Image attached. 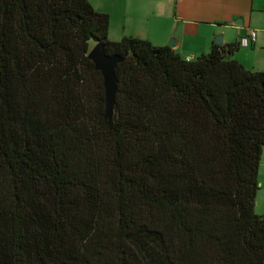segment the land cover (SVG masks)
<instances>
[{"label":"trees","instance_id":"obj_1","mask_svg":"<svg viewBox=\"0 0 264 264\" xmlns=\"http://www.w3.org/2000/svg\"><path fill=\"white\" fill-rule=\"evenodd\" d=\"M109 25L0 0V264H264V71ZM97 42L122 57L110 118Z\"/></svg>","mask_w":264,"mask_h":264},{"label":"crops","instance_id":"obj_2","mask_svg":"<svg viewBox=\"0 0 264 264\" xmlns=\"http://www.w3.org/2000/svg\"><path fill=\"white\" fill-rule=\"evenodd\" d=\"M89 1L109 14L110 39L135 36L167 46L172 42L170 47L184 58L205 54L212 44L238 43L256 31V39L248 46L239 45L233 57L247 69L264 71V0ZM258 183L255 211L264 215V150Z\"/></svg>","mask_w":264,"mask_h":264},{"label":"water","instance_id":"obj_3","mask_svg":"<svg viewBox=\"0 0 264 264\" xmlns=\"http://www.w3.org/2000/svg\"><path fill=\"white\" fill-rule=\"evenodd\" d=\"M215 42L220 43V39L216 38ZM170 46H173L172 42H170ZM88 57L93 61L95 68L99 70L103 76L105 87V117L110 118L113 113L114 99L117 88L115 68L117 63L122 60V57L116 54H107L103 44L100 42H97L93 45L88 53Z\"/></svg>","mask_w":264,"mask_h":264},{"label":"built area","instance_id":"obj_4","mask_svg":"<svg viewBox=\"0 0 264 264\" xmlns=\"http://www.w3.org/2000/svg\"><path fill=\"white\" fill-rule=\"evenodd\" d=\"M256 34H257L256 31H251L248 36L241 37L239 39V42H238L239 45L240 46H248L249 44H251L252 41H254L256 39V36H257ZM186 59L189 60V59H191V57H187Z\"/></svg>","mask_w":264,"mask_h":264},{"label":"rangeland","instance_id":"obj_5","mask_svg":"<svg viewBox=\"0 0 264 264\" xmlns=\"http://www.w3.org/2000/svg\"><path fill=\"white\" fill-rule=\"evenodd\" d=\"M95 5L97 6L98 4L95 2ZM94 44H92V46H93ZM262 162V161H261Z\"/></svg>","mask_w":264,"mask_h":264}]
</instances>
